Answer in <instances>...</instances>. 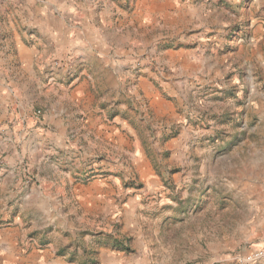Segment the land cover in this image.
<instances>
[{
	"label": "rangeland",
	"instance_id": "1",
	"mask_svg": "<svg viewBox=\"0 0 264 264\" xmlns=\"http://www.w3.org/2000/svg\"><path fill=\"white\" fill-rule=\"evenodd\" d=\"M96 1L108 10L133 11L136 3ZM203 1L208 8L217 5L214 2L210 6L212 0ZM236 1L238 7L227 6L230 14L226 19L222 16L228 23L225 30L210 31L200 45L198 39L193 40L194 45L188 39L181 42L175 34L167 37L188 29V22L168 20L160 24L159 19L144 15L138 35L134 30L136 37L130 40L134 53L122 71L123 85L120 73L111 75V71L112 79H118L112 83L115 86L103 81L101 77H108L109 70L97 65L102 87L98 96L104 100L98 99L90 107L96 109L98 103L100 108L110 109L113 125H120L121 118L127 139L125 134L121 137L108 130L100 133L94 126L85 129L74 123L75 131L65 135L67 147L59 141V147L33 154V161L48 169L38 172L29 156L11 149L14 142L22 145L29 137L26 131L20 134L24 130L20 119L10 116L2 120L0 184L13 180L10 184L18 192L11 197L0 192V264H38L35 256L31 260L30 252L50 247L54 239L61 244L58 255H67L73 249L65 264L260 263L245 259L264 246L259 239L251 240L250 234L264 217V0ZM162 18L165 16L161 14ZM164 23L169 28L163 27ZM180 47L200 49L194 55L198 61L181 62L173 52ZM68 57L51 60L46 72L56 73L63 84L69 82L70 67L80 64L75 63L79 57ZM170 73L181 78L174 82L164 76ZM45 82L53 85L55 81L49 78ZM14 90L19 96V85ZM22 101L35 121L57 99L46 96L30 109L28 97ZM12 107L15 109L10 103V113ZM6 109L0 102V115L7 113ZM19 109L24 111L18 101ZM79 149H84L80 155L82 168L74 175L75 183L108 180L112 184L109 198L101 193L96 201H90L74 190L68 191L67 197L45 198L39 195L40 188L30 197L32 186L40 185L38 177L43 181L50 172L53 176L57 165L72 161ZM144 161L152 164L160 184L154 186L155 194L140 200L137 194L146 183L141 178ZM49 207L54 211L74 208L68 213L79 229L77 242L66 243L52 232L44 235L40 228L14 232L30 222L40 227L44 210ZM134 221L139 227L130 233L126 228ZM142 233L147 249L134 256V240ZM104 248L121 256L110 259L102 255Z\"/></svg>",
	"mask_w": 264,
	"mask_h": 264
},
{
	"label": "crops",
	"instance_id": "2",
	"mask_svg": "<svg viewBox=\"0 0 264 264\" xmlns=\"http://www.w3.org/2000/svg\"><path fill=\"white\" fill-rule=\"evenodd\" d=\"M194 1L136 0L135 9L131 11V9L120 8L103 9L102 6H98L96 0H0V102L7 108V113H4L3 116L0 115V131L2 132V120L4 118L17 116L24 129H21L20 134L22 135L26 131L29 135L24 142H21L22 145L14 142L11 149L15 150L18 155L29 156L33 161L34 155L37 156L38 152H49V149L53 150L52 146L59 147L60 142L64 145L67 141L65 135L75 131L73 129L74 123L85 129L94 126L100 133L103 130H108L109 133L115 132L121 137L125 134V139H127V131L121 118L119 120L120 125H113L109 120L111 117L110 109L100 108L98 103L96 109L90 107V104L98 99L99 102L104 100L98 96L102 92V87H99L101 75L99 76L95 69L100 64V69L105 67L109 70L108 77L104 79L102 76L101 78L103 81L109 82L110 86H115L112 83L118 80L116 77L112 79L111 75L119 73L121 85L125 84L122 80V71H125V67L134 53V50L130 49V40L132 42L136 37L133 33L134 30L137 31L138 35L141 26L140 20L144 18V15L159 19L160 24L168 20L188 22V29L181 30L180 33L170 34L167 37L172 38L175 34L177 38H182L181 42L188 39L187 42L194 43V45L193 40L198 39L200 45L201 38L205 39L210 31L217 29L216 31L221 32V30H225L226 25H228L225 19L230 14L227 11V6L238 7L236 0H212L210 6L214 2L217 3L214 8H208L209 4L206 1ZM161 14L165 16L162 20ZM215 25L218 26L215 27ZM165 26L169 28L167 23L163 24V27ZM198 50L200 49L197 47H180L179 50L173 52L180 56L181 62L194 64L199 59L194 56ZM68 56L79 57L75 63L80 64L78 65L79 68L74 64L70 67L68 71L69 82L66 81L63 84L56 73L47 74L46 72L51 60L60 59L58 61H64V58ZM202 68L203 64L199 69ZM14 73L19 76H11ZM164 76L174 82L181 78L180 76L175 77L177 75L171 73ZM49 78L57 83L47 85L45 81ZM144 83H148V79H144ZM57 84L58 87L55 86ZM16 85L20 87L19 96L14 90ZM46 96H56V104L52 103L42 118L33 121L32 111L27 112L26 106H22V99L28 97V108L30 109L31 106L42 101ZM18 101L19 107H23L24 111L17 110ZM86 101L88 102L87 106L84 104ZM10 103L15 106V109L12 107L11 113L10 108H8ZM68 104L71 106L70 108H68ZM82 107L84 108L82 109ZM8 132L11 133L12 130H7L6 133ZM83 136L85 140L88 137L87 134ZM65 145L67 147V144ZM81 150L84 149H79V153H74L76 158H70L72 161L62 162L63 164L57 165V167L54 165L56 170L53 172V176H50V172L49 178L46 177L43 181L38 177L40 185L32 186L30 197L33 196V190L38 188L41 189L39 195L45 198L67 197L68 191L73 190L80 198L88 197L90 201H96L97 197H101L102 194L106 197L109 193L108 188L112 189V184L108 180L97 179L88 185L75 183L74 175L77 174L78 169L82 168ZM84 154L88 156V154ZM108 164L111 165V163ZM9 166L15 171L13 164L10 163ZM33 166L38 172L48 171L46 165L42 167V164L38 166L34 162ZM39 167H42V170ZM142 169L141 178L146 183L144 189L137 194V198L140 200L155 194L157 191L154 186L160 184V177L150 162L144 161ZM56 175H58L61 183L57 180ZM12 181L4 180L0 184V192H7L5 196L11 197L18 192L14 184H10ZM262 207L264 208V195ZM65 210L60 208L54 211L49 207L47 211L44 210L40 227H36L33 222H30L26 227H16L13 230L15 233H20L26 229L40 228L38 230L42 231L44 235H50L52 232L55 237H62L66 243L71 242L72 244V241L77 242L76 231L79 229L76 227L74 218L68 213L69 211L74 212V208L69 209V211ZM76 214V219L81 221L82 218L78 216V213ZM138 224L134 221L132 225L127 226L126 230L133 233L138 229ZM250 234L251 240L259 239L260 242L264 243V217L261 221L256 222ZM60 245L57 239H54V243L44 250L34 248L29 257L32 260L35 256L38 264H65L68 262L67 258L72 254L73 249L69 254L60 256L58 255ZM133 246L134 256L147 249L144 233L141 234L140 238L134 240ZM102 255L113 260L121 256L111 248H104ZM259 262V264H264V260Z\"/></svg>",
	"mask_w": 264,
	"mask_h": 264
},
{
	"label": "built area",
	"instance_id": "3",
	"mask_svg": "<svg viewBox=\"0 0 264 264\" xmlns=\"http://www.w3.org/2000/svg\"><path fill=\"white\" fill-rule=\"evenodd\" d=\"M246 261H258L264 260V246L252 251L249 255H247Z\"/></svg>",
	"mask_w": 264,
	"mask_h": 264
}]
</instances>
